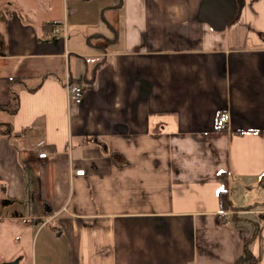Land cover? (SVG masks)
<instances>
[{
	"label": "crops",
	"instance_id": "1",
	"mask_svg": "<svg viewBox=\"0 0 264 264\" xmlns=\"http://www.w3.org/2000/svg\"><path fill=\"white\" fill-rule=\"evenodd\" d=\"M59 1L0 0V264H264V0Z\"/></svg>",
	"mask_w": 264,
	"mask_h": 264
},
{
	"label": "trees",
	"instance_id": "2",
	"mask_svg": "<svg viewBox=\"0 0 264 264\" xmlns=\"http://www.w3.org/2000/svg\"><path fill=\"white\" fill-rule=\"evenodd\" d=\"M51 25L53 24H46L43 26V28H49ZM90 60L86 59L85 61V74L84 77L82 78L81 81H70V84H79V83H83L86 86H92L94 84V79H95V75L97 73V71L104 65V62L102 59L99 58H89ZM58 80V77H55ZM63 81V80H62ZM64 84V83H63ZM12 100L15 102V107H16V101L17 100V95H12L11 96ZM16 109V108H15ZM264 177V176H262ZM219 179V183H220V190L218 192V205H219V211H220V215L223 216L222 213H225L227 211H230L231 205H230V188L228 185V180H227V176L224 173H219L218 176ZM262 206V205H260ZM264 206V205H263ZM235 210V209H233ZM240 211V210H235ZM243 211H248V209H245ZM242 264H257V259L254 256V254L248 249L247 245L244 246L243 248V253H242Z\"/></svg>",
	"mask_w": 264,
	"mask_h": 264
},
{
	"label": "built area",
	"instance_id": "3",
	"mask_svg": "<svg viewBox=\"0 0 264 264\" xmlns=\"http://www.w3.org/2000/svg\"><path fill=\"white\" fill-rule=\"evenodd\" d=\"M64 89H65V93H66L67 107L69 110L77 107L78 105H80L82 103V101L84 99V90L82 89V87L80 85L70 84V81L67 78L65 83H64ZM229 118H230V116L228 113H226V112L221 113L215 121V129L217 131L223 130L226 127ZM45 157H46V154H39L38 155L39 159H44ZM73 174L75 176H83L84 170H75L73 172ZM230 212L231 211H227V212L222 213V214L223 215H229Z\"/></svg>",
	"mask_w": 264,
	"mask_h": 264
},
{
	"label": "rangeland",
	"instance_id": "4",
	"mask_svg": "<svg viewBox=\"0 0 264 264\" xmlns=\"http://www.w3.org/2000/svg\"><path fill=\"white\" fill-rule=\"evenodd\" d=\"M62 8H63V7H62V5H61V2L59 1V7H58V9H57V3H56V0H54V6H53V8H52V12L61 14V10H62ZM56 9H57V10H56ZM86 87H88V86H86ZM13 142H14V141H13ZM262 185H263V184H262ZM263 187H264V185H263ZM255 195H260V198H261V201H262V202H260L259 205H264V189H259V190L255 193ZM5 211H6V213H8L9 215H11V214L19 213V212L21 211V209H20L18 206L13 205V206L7 208ZM5 211H4V212H5ZM4 212H3V213H4ZM21 212L23 213L24 211L22 210Z\"/></svg>",
	"mask_w": 264,
	"mask_h": 264
},
{
	"label": "water",
	"instance_id": "5",
	"mask_svg": "<svg viewBox=\"0 0 264 264\" xmlns=\"http://www.w3.org/2000/svg\"><path fill=\"white\" fill-rule=\"evenodd\" d=\"M18 262H19V258L15 259L13 261H10V262H4L2 264H18Z\"/></svg>",
	"mask_w": 264,
	"mask_h": 264
}]
</instances>
